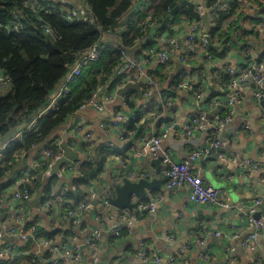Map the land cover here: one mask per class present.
Listing matches in <instances>:
<instances>
[{
    "label": "clouds",
    "instance_id": "clouds-1",
    "mask_svg": "<svg viewBox=\"0 0 264 264\" xmlns=\"http://www.w3.org/2000/svg\"><path fill=\"white\" fill-rule=\"evenodd\" d=\"M0 264H264V0H0Z\"/></svg>",
    "mask_w": 264,
    "mask_h": 264
}]
</instances>
